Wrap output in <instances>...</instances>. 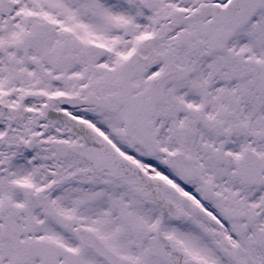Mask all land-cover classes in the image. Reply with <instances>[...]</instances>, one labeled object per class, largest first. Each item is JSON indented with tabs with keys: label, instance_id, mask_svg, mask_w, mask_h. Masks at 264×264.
<instances>
[{
	"label": "snow or ice",
	"instance_id": "snow-or-ice-1",
	"mask_svg": "<svg viewBox=\"0 0 264 264\" xmlns=\"http://www.w3.org/2000/svg\"><path fill=\"white\" fill-rule=\"evenodd\" d=\"M0 264H264V0H0Z\"/></svg>",
	"mask_w": 264,
	"mask_h": 264
}]
</instances>
